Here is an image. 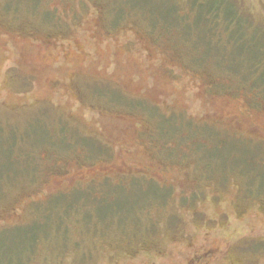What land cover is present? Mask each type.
Listing matches in <instances>:
<instances>
[{"label": "rangeland", "instance_id": "374dc122", "mask_svg": "<svg viewBox=\"0 0 264 264\" xmlns=\"http://www.w3.org/2000/svg\"><path fill=\"white\" fill-rule=\"evenodd\" d=\"M195 2L0 0V264H264L255 58Z\"/></svg>", "mask_w": 264, "mask_h": 264}, {"label": "trees", "instance_id": "16d2710c", "mask_svg": "<svg viewBox=\"0 0 264 264\" xmlns=\"http://www.w3.org/2000/svg\"><path fill=\"white\" fill-rule=\"evenodd\" d=\"M189 1L192 4L196 3L195 0ZM208 3L206 0H199L198 5L202 7L201 10H206L204 7L208 8V11L204 13L203 17L201 16V19L205 20V22H207L208 19L212 23L211 25L214 29L212 37L215 41H217L215 44L216 48H222V54H225L227 50L226 48H228L229 45L226 41L222 42V38L230 35L229 37L233 38L234 47L236 44H238V48L246 49L247 51L250 50V52L253 54L251 57L255 59L250 61L249 69L247 65L245 67L241 65V68L235 77L238 78V80L241 81L243 85L253 89L261 90L262 95H264V42L249 43L250 41L246 40L247 32L244 28L245 21H243L242 18L233 11L235 10V6H231L230 3H226L225 0H212L211 3ZM222 6L225 7L224 12L221 11ZM237 67L238 66L231 67V76ZM244 69L247 70V73H244ZM240 72L243 75H239ZM256 75H258V77L255 79ZM257 94H255V96Z\"/></svg>", "mask_w": 264, "mask_h": 264}]
</instances>
